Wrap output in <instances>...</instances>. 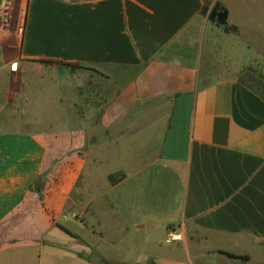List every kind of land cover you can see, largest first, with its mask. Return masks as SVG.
Listing matches in <instances>:
<instances>
[{
	"label": "crops",
	"instance_id": "obj_1",
	"mask_svg": "<svg viewBox=\"0 0 264 264\" xmlns=\"http://www.w3.org/2000/svg\"><path fill=\"white\" fill-rule=\"evenodd\" d=\"M216 3L236 32L204 14ZM237 4L264 21V0H0V263L264 264V98L247 81L264 50ZM37 85L54 120L32 132Z\"/></svg>",
	"mask_w": 264,
	"mask_h": 264
},
{
	"label": "rangeland",
	"instance_id": "obj_2",
	"mask_svg": "<svg viewBox=\"0 0 264 264\" xmlns=\"http://www.w3.org/2000/svg\"><path fill=\"white\" fill-rule=\"evenodd\" d=\"M233 16L236 18V20L239 22L241 29H243L244 35L249 33L251 37H254L255 40H257L260 44V48L264 50V37H263V29H264V21L258 20L260 19L262 16L258 13L254 12V15H251L250 12H248V14L244 12V7L240 6V5H234L233 6ZM263 31V32H262ZM255 74V73H254ZM251 76L253 77V74H250L248 77L251 78ZM49 79V78H48ZM47 80V79H46ZM248 82H250V86L253 88V90H255L257 93H259L261 96L264 97V90H263V86L264 85V81L260 80L259 78H251V79H247ZM36 91L39 89V92H37L36 94H33L34 99L33 101L30 102V104L32 105L33 108L36 109V111H30L29 113H31L32 115L29 116L30 118H25L22 120H19L20 122H23L24 124V130L27 131H32V132H36L40 126H45V127H50L52 124L51 122L54 120L52 118H43L40 117L41 114L45 113V110H49V111H54V105L53 104H49V107L47 104H44L40 99H37V96H41L42 93V97L47 96L50 93V88L49 87H44V86H36ZM30 87L27 89L26 91V95L29 92ZM29 97H31V95H28ZM32 96V97H33ZM53 95H50V97H52ZM32 99V98H31ZM52 103H54V98L51 100ZM51 103V102H50ZM52 106V107H51ZM37 114V116H36ZM19 123H16L14 125L15 128H17L18 126H16ZM46 124V125H45ZM118 178V175L114 176V180H116ZM98 219V224L100 228L103 227H108L109 224H111V222L113 220H117L116 215L112 212V210L109 208V211H104L103 214H100V216L97 218ZM84 236L90 238L89 243H92L94 245L98 244V240H100L98 238V236H91L90 232H86L84 231ZM165 239L164 241H162V244L165 245ZM141 249H145V250H150V246L145 245L142 246ZM36 253H34V251L32 252H26L25 254H17L12 256L11 258H6L3 262H1L0 264H39L37 262V258L35 256ZM62 264H81L78 261H63L61 262ZM40 264H47L46 262L44 263H40Z\"/></svg>",
	"mask_w": 264,
	"mask_h": 264
},
{
	"label": "trees",
	"instance_id": "obj_3",
	"mask_svg": "<svg viewBox=\"0 0 264 264\" xmlns=\"http://www.w3.org/2000/svg\"><path fill=\"white\" fill-rule=\"evenodd\" d=\"M204 14L208 16V19L210 22L216 24L218 27H222L226 32H236L237 31L236 27H229L228 22H227L229 11L221 3H216L214 7L212 8V10L210 11H209V8L206 6L204 9ZM262 86L264 90V85ZM250 88L252 87L250 86ZM220 254H223L231 259H243V260L248 259L247 257H238V256L224 253V252H220Z\"/></svg>",
	"mask_w": 264,
	"mask_h": 264
},
{
	"label": "built area",
	"instance_id": "obj_4",
	"mask_svg": "<svg viewBox=\"0 0 264 264\" xmlns=\"http://www.w3.org/2000/svg\"><path fill=\"white\" fill-rule=\"evenodd\" d=\"M14 68H15V65H12V70ZM180 238H181V236L179 234H177L176 232H170V233H168L166 242L167 243H172V242L180 240Z\"/></svg>",
	"mask_w": 264,
	"mask_h": 264
}]
</instances>
